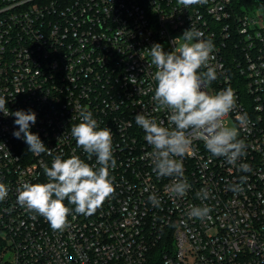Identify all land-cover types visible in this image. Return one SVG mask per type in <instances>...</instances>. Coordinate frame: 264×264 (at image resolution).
I'll return each mask as SVG.
<instances>
[{"label": "built area", "instance_id": "1", "mask_svg": "<svg viewBox=\"0 0 264 264\" xmlns=\"http://www.w3.org/2000/svg\"><path fill=\"white\" fill-rule=\"evenodd\" d=\"M190 27L215 45L217 79L208 91L234 92L225 124L235 121L246 156L229 165L194 139L183 158L191 188L173 198L174 178L153 171V149L134 117L142 112L167 125V113L154 111L146 49L160 43L171 51ZM0 96L10 113H36L30 130L51 151L30 152L23 134L13 135L15 117L0 113V182L9 188L0 202V264H264V0L187 7L178 0H0ZM84 109L112 131L115 194L92 215L73 211L70 227L54 231L17 203V189L46 182L43 167L56 155L75 152L95 163L71 136ZM242 176V191H230ZM202 188L208 200L198 198ZM153 193L158 208L148 200ZM205 204L208 218H188Z\"/></svg>", "mask_w": 264, "mask_h": 264}, {"label": "clouds", "instance_id": "2", "mask_svg": "<svg viewBox=\"0 0 264 264\" xmlns=\"http://www.w3.org/2000/svg\"><path fill=\"white\" fill-rule=\"evenodd\" d=\"M203 2L205 0H178L185 7ZM171 43L174 45L171 51H165L160 43H153L150 49H146L150 57L148 67L155 68L151 97L156 105L154 111L167 113V125L164 120L158 121L142 112L134 119L153 149L150 154L153 171L158 177L174 178L167 191L173 198H182L191 188L184 177L183 158L191 153L194 139L202 140L211 156L222 157L229 165H236L246 156V145L237 139V129L225 124V117L236 108L232 89L208 91L210 84L217 79V70L210 64L215 51L212 40L205 39L202 32L190 27ZM6 105V98L0 96V113L15 117L18 130L14 131V137L19 139L23 134L30 152L51 155L39 135L30 130V126L36 123V113L32 110L10 113ZM79 116L80 122L71 126V136L87 160L95 157V163L86 162L75 152L68 158L56 155L50 167L47 164L43 167L46 182H26L17 189V203L42 216L54 231L70 227L68 217L73 211L92 215L115 194L110 173L117 166L112 131L101 127L87 109L81 110ZM239 168L242 172L250 171L246 163L240 164ZM245 181L246 177L242 176L239 183L229 185V190L242 191ZM8 192V186L0 182V202L7 198ZM197 196L204 201L211 193L202 188ZM148 200L154 207L161 206V200L154 193ZM211 211L206 204L193 206L187 216L203 221Z\"/></svg>", "mask_w": 264, "mask_h": 264}, {"label": "rangeland", "instance_id": "3", "mask_svg": "<svg viewBox=\"0 0 264 264\" xmlns=\"http://www.w3.org/2000/svg\"><path fill=\"white\" fill-rule=\"evenodd\" d=\"M227 121H228L227 126L234 127V128L236 127V123L231 117H228Z\"/></svg>", "mask_w": 264, "mask_h": 264}]
</instances>
